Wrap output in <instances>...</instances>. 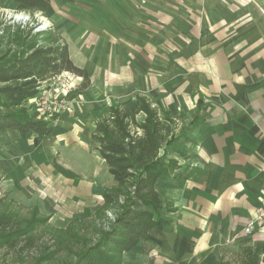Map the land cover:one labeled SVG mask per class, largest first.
I'll list each match as a JSON object with an SVG mask.
<instances>
[{"label":"crops","instance_id":"obj_1","mask_svg":"<svg viewBox=\"0 0 264 264\" xmlns=\"http://www.w3.org/2000/svg\"><path fill=\"white\" fill-rule=\"evenodd\" d=\"M49 2L45 13L24 12L51 22V31L69 46L70 59L90 73V88L80 93V79L74 91L86 106L92 96L100 100L93 135L98 120L121 106L118 91L135 95L126 113L144 96L176 123L167 153L181 168L158 181L162 222L124 254L123 264H264V224L244 233L264 206V0ZM0 4L19 11L14 0ZM125 46L157 51L149 61L146 48L128 49L145 57L130 67L131 82ZM25 148L29 157L13 171L17 182L32 180L34 189L35 176L60 175L66 182L88 171L80 153L75 156L79 165L64 167L51 142L34 141ZM110 177L113 185L103 188L100 206L78 211L84 217L78 219H92L103 208L104 194L116 186Z\"/></svg>","mask_w":264,"mask_h":264},{"label":"trees","instance_id":"obj_2","mask_svg":"<svg viewBox=\"0 0 264 264\" xmlns=\"http://www.w3.org/2000/svg\"><path fill=\"white\" fill-rule=\"evenodd\" d=\"M14 1L21 12L45 13L50 8L49 0ZM2 32L0 132L16 130L25 138L30 133L51 135L53 126L31 117L24 102L35 98L44 82L67 72L82 79L79 92L83 93L90 88V73L74 64L69 46L62 43L54 30L34 34L32 28L22 29L11 24ZM136 101L131 113H126L121 106H112L97 122L93 140L99 145L100 156L116 182L114 189L104 194L102 209H116V216L97 241L76 251L67 264H123L124 254L149 239L162 222L163 201L158 181L176 175L181 168L179 161L169 158L167 153L174 142L176 123L173 117L161 114L146 97L138 96ZM35 213L38 217V212ZM47 222L37 218L22 228L0 215V250L15 249L22 237H28L33 229ZM55 258L44 255L37 261L44 264Z\"/></svg>","mask_w":264,"mask_h":264},{"label":"rangeland","instance_id":"obj_3","mask_svg":"<svg viewBox=\"0 0 264 264\" xmlns=\"http://www.w3.org/2000/svg\"><path fill=\"white\" fill-rule=\"evenodd\" d=\"M12 12L20 13L21 11H11L0 4L1 33L8 25L19 26L10 17ZM31 16L37 25L40 19ZM44 23L52 27L47 19ZM35 26L26 28L34 30ZM123 28L125 33L127 29L125 24ZM124 37H126L125 34ZM142 48H146L145 55L149 57V61H154L156 58L154 54L157 51L154 46H125L127 82H131L133 72L130 67L135 66V60L145 59L141 54L138 55L139 52L134 53L132 50L128 52V49L141 51ZM61 77V80L56 77L43 83L39 87L38 95L24 104L31 117L38 121L45 120L54 127L52 135L30 133L23 139L14 130L0 132V215H4V219L7 218L13 225H20L22 228L27 227L33 219L44 218L48 221L47 224L33 229L28 237H22L15 249H1L0 264H42L37 260L44 255L56 257L53 261L44 264H67L73 259L76 251L80 252L97 241L102 231L107 230L115 220L116 209L103 210L102 208L95 211V214L92 213L89 217L92 219L86 221L78 219L84 218L79 217L78 211L100 206L103 188L111 187L113 182L100 157L98 145L92 139L93 124L101 112L100 100L92 96V103L86 106L85 104L88 103L86 99H76L77 91H74L81 78L69 72ZM122 89L126 90V87ZM120 93L118 91L116 94L117 103L126 112H130L135 95L129 91L126 95H118ZM40 140L57 146L56 159L67 169L79 165L80 160H77L75 156L80 153L83 164L88 162L89 168H86L90 172L81 173L82 176L79 179L66 182L60 175H56L55 179V175L44 173V175L35 176L36 181L33 184L36 189L32 186V180H28L31 183L28 185L17 182L19 177H16V172L13 170L17 162L23 163L24 158L29 157L26 154L25 145ZM25 162L29 163L27 160ZM52 180L53 187L50 186ZM74 188L79 190L75 191ZM36 192L40 196H37ZM35 212H38V217ZM29 240L32 242L28 246ZM57 250L60 252L58 256H54Z\"/></svg>","mask_w":264,"mask_h":264},{"label":"built area","instance_id":"obj_4","mask_svg":"<svg viewBox=\"0 0 264 264\" xmlns=\"http://www.w3.org/2000/svg\"><path fill=\"white\" fill-rule=\"evenodd\" d=\"M33 16L35 17V19H37V18L40 19V22L38 21L37 25L34 23L33 17L31 16L30 13H27L24 11H22L20 13L19 12L10 13V17H12L13 22L17 23L22 29H23V27L24 28L28 27V26L33 27L36 25L35 29L33 30L34 34H37L39 32H45V31L51 29L50 25H48V23H44L45 18L42 15L34 14ZM2 34H3V32L0 35H2ZM57 78L59 80L62 79L61 76H58ZM257 213H258V215H257L256 219L253 221L251 220L247 223L245 230H244L245 235H251L254 232L256 225L264 224V206L260 207V209L258 210Z\"/></svg>","mask_w":264,"mask_h":264}]
</instances>
